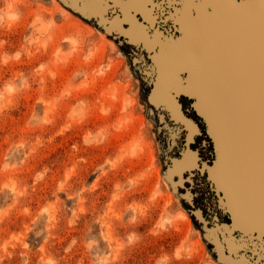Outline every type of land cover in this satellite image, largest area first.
<instances>
[{"label":"rangeland","instance_id":"1","mask_svg":"<svg viewBox=\"0 0 264 264\" xmlns=\"http://www.w3.org/2000/svg\"><path fill=\"white\" fill-rule=\"evenodd\" d=\"M211 1L0 0V264H264V233L225 223L189 87L201 166L174 174L169 93L203 46L192 8Z\"/></svg>","mask_w":264,"mask_h":264},{"label":"bare ground","instance_id":"2","mask_svg":"<svg viewBox=\"0 0 264 264\" xmlns=\"http://www.w3.org/2000/svg\"><path fill=\"white\" fill-rule=\"evenodd\" d=\"M228 2L222 24L228 40L211 53L213 58L191 63L189 89L218 147L212 176L233 222L264 227V90L257 80L264 75V38H255L250 13H238Z\"/></svg>","mask_w":264,"mask_h":264},{"label":"snow or ice","instance_id":"3","mask_svg":"<svg viewBox=\"0 0 264 264\" xmlns=\"http://www.w3.org/2000/svg\"><path fill=\"white\" fill-rule=\"evenodd\" d=\"M113 7H117L114 5H111ZM119 9V7H118ZM120 10V9H119ZM192 17L195 20L196 17L198 16V12L196 10L195 7L192 8ZM127 26L126 28L124 26ZM137 25H142L141 23L137 22L131 23V22H126L124 24L121 25V27H123L125 30H132V31H136L137 30ZM144 31L145 27L143 26ZM147 35V34H146ZM156 36V32L153 33V35L148 36L147 38L149 40H151L153 37ZM160 38L163 39L164 35L162 33H160ZM153 51H159V48H154ZM183 72H181L179 69L176 70V86L171 90V92L169 93V105L171 106L172 111L169 112L170 117L175 125V127L172 130V135L175 136H179V141L181 143V147L183 149V156H184V166L188 171H194L195 168L197 167V159L198 157L201 155V152L198 151L200 145H199V136L197 135V126L196 124L199 123V119L196 116V113L193 111L191 113V119H188V113L184 112V108L188 106V101H186L184 96H177V93H181L182 89L184 88H188L190 82L187 81L185 82L181 77H182ZM187 95H191L190 92H185ZM178 112L181 116H183L185 121H191L190 124L185 123L179 119L174 118V113ZM201 116L202 113H200ZM195 122V123H194ZM194 202V201H193ZM229 228L232 227L233 221L231 220L230 223L229 222H225ZM221 232L223 233L224 237H227L228 232L223 231V229H221ZM221 232L217 233V236H219L221 234ZM242 233L239 230H234L232 231V235L233 233ZM243 236L242 238L239 239H234L236 241H241L246 240L248 237L245 233H242ZM253 236H255V234H252ZM234 236V235H233Z\"/></svg>","mask_w":264,"mask_h":264},{"label":"flooded vegetation","instance_id":"4","mask_svg":"<svg viewBox=\"0 0 264 264\" xmlns=\"http://www.w3.org/2000/svg\"><path fill=\"white\" fill-rule=\"evenodd\" d=\"M228 1L230 0H212L210 11H197L198 16L195 19V24L200 32L203 46L197 56L189 62V76L193 75L190 70L191 63L213 58L211 53L219 48L221 43L228 40V33L222 27V24L227 20L226 5L229 4Z\"/></svg>","mask_w":264,"mask_h":264},{"label":"water","instance_id":"5","mask_svg":"<svg viewBox=\"0 0 264 264\" xmlns=\"http://www.w3.org/2000/svg\"><path fill=\"white\" fill-rule=\"evenodd\" d=\"M71 1H73V0H71ZM230 1H231V4L234 6L235 10L238 13H240V12H242L244 14L250 13V16L253 17V23H252V28L253 29L252 30L254 31L253 33L255 35V38H259V39L262 40L264 38V35H263L264 31H262V30H264V0H230ZM251 58L253 59V63H257V56H256L255 52H254L253 55H251ZM257 80L259 82L260 89H261V86H262V88L264 90V75H261V79L258 78ZM254 83H255V81H254ZM191 95H194L195 96V99L197 100V96L194 93H191ZM203 116H204V114H203ZM205 119H206V125L208 127V130L207 131L210 134L209 123H208V120H207L206 117H205ZM197 132H199V129L198 128H197ZM214 142H215V140H214ZM215 144H216V142H215ZM216 150H217V158L212 162L211 165H208L206 163L204 164V168L206 170L211 169L215 165V163L219 160V153H218V147H217V145H216ZM182 154H183V152H182ZM180 159H181V156L178 157V158H175L174 161H177V160H180ZM172 164L168 166L170 170L172 168ZM200 166H201V164H199V157H198V159H197V167L196 168H198ZM186 170L187 169L184 168L179 173H174V174L175 175H179L180 173L185 172ZM221 191L223 192L222 189H221ZM223 194H224V192H223ZM225 200H226V198H225ZM227 208H228V206H227ZM228 212H229L230 218L232 220L231 211H230L229 208H228ZM232 227H237V228H240V229L245 230V231H255V232L259 233V234L260 233H264V231H259V230L255 229V228L249 229L250 228L249 226H247L245 228V227H242V226H239V225H235V226L232 225ZM250 263H252V262H247L246 261V264H250ZM252 264H254V263H252Z\"/></svg>","mask_w":264,"mask_h":264}]
</instances>
